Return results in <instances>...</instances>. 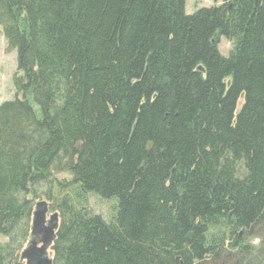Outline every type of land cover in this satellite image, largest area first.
Instances as JSON below:
<instances>
[{
  "label": "trees",
  "instance_id": "trees-1",
  "mask_svg": "<svg viewBox=\"0 0 264 264\" xmlns=\"http://www.w3.org/2000/svg\"><path fill=\"white\" fill-rule=\"evenodd\" d=\"M0 35L16 54L0 103V264H23L40 201L57 215L51 264L251 254L264 226V0L191 15L185 0H0Z\"/></svg>",
  "mask_w": 264,
  "mask_h": 264
},
{
  "label": "rangeland",
  "instance_id": "rangeland-1",
  "mask_svg": "<svg viewBox=\"0 0 264 264\" xmlns=\"http://www.w3.org/2000/svg\"><path fill=\"white\" fill-rule=\"evenodd\" d=\"M221 0H185V13L187 15L193 14L200 8H209L220 4ZM231 45L225 41L224 38L220 40L219 52L223 57H227ZM16 68V54L15 52H8L3 37L0 35V103L3 101L11 100L14 94L11 76ZM38 111L37 107H34ZM89 207L95 212L105 216L109 213L111 202L100 201L96 197L89 196ZM99 214V215H100ZM53 213H48L47 220ZM102 216V217H103ZM0 241H5V238L0 236ZM250 246L252 252L246 257H237V264H262L264 262V226L255 231L251 239ZM50 255V251H48Z\"/></svg>",
  "mask_w": 264,
  "mask_h": 264
},
{
  "label": "water",
  "instance_id": "water-1",
  "mask_svg": "<svg viewBox=\"0 0 264 264\" xmlns=\"http://www.w3.org/2000/svg\"><path fill=\"white\" fill-rule=\"evenodd\" d=\"M47 203L44 201L35 204L32 214L30 240L20 255L23 264H51L50 251L58 221L57 215L53 214L47 220Z\"/></svg>",
  "mask_w": 264,
  "mask_h": 264
}]
</instances>
